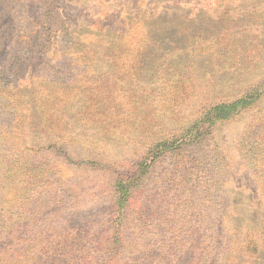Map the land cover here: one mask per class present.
Masks as SVG:
<instances>
[{
  "label": "rangeland",
  "instance_id": "obj_1",
  "mask_svg": "<svg viewBox=\"0 0 264 264\" xmlns=\"http://www.w3.org/2000/svg\"><path fill=\"white\" fill-rule=\"evenodd\" d=\"M1 68L4 96L11 86L27 104L16 120L0 113V157L21 166L0 185V219L27 197L34 223L23 238L65 242L74 230L92 243L81 256L97 263L111 238H124L114 261L124 264L135 248L179 251L171 240L198 238L197 220L208 237L215 218L222 264H264V95L204 140L158 157L209 105L264 88V0H0ZM183 77L195 86L178 100L172 83ZM143 160L149 172L119 211L117 184ZM248 234L260 244L253 255ZM28 244L0 233V264ZM54 256L28 264L67 261ZM191 258L180 264H201Z\"/></svg>",
  "mask_w": 264,
  "mask_h": 264
},
{
  "label": "trees",
  "instance_id": "obj_2",
  "mask_svg": "<svg viewBox=\"0 0 264 264\" xmlns=\"http://www.w3.org/2000/svg\"><path fill=\"white\" fill-rule=\"evenodd\" d=\"M1 70L2 68L0 69V72ZM172 84H174L173 87L175 88L172 94L178 100L187 98L190 95L193 86H195L191 79H187L185 77L177 78V80L173 81ZM7 89H9L12 93H8L7 96H4V94H7L6 84L2 80H0V113L5 116L6 114L14 110L16 120V113L19 112L27 104L24 99L20 100L16 96H23V94L17 92L11 86H8ZM263 95L264 88H259L257 90H252L251 92L233 101H222L209 105L208 108L204 110L200 119L197 120L193 125V127L191 129L189 128L183 131V136L174 134L173 138L163 141V144L160 145L159 148L160 150L158 152V157L160 156L161 151H165L168 149L177 150L175 152L183 150L182 146L178 145V141L184 142L185 139H188V141L192 143L204 140L206 137L213 133L214 126L216 124L235 117L243 110H245L249 105L255 104ZM48 121L52 127L58 126L60 124L57 121V114L55 111L49 113ZM170 141H172L171 144L169 143ZM4 158L5 157H0V170L5 171L6 176L1 175L0 185L7 176H13L14 173L17 172L18 168L21 167L17 161L13 163H10L11 161L4 163ZM148 169L149 166L147 164V160H143L139 163L137 169L133 173H131L130 176L122 178L118 182V191L115 192V198L116 204L119 207V211L125 210L126 212L127 207L130 208L129 202L133 194V188L137 187L141 183L144 175L149 172ZM29 184L30 187L34 185V183L31 181H29ZM15 199L16 196L14 200ZM26 200L27 197L21 199L7 211V213L5 214V220L0 219V233L6 234L7 242L9 243V245H19L24 240L29 243L27 248H29V246L31 245L27 250L28 254H26L25 252L24 254H17V251H14L12 260L14 264H28L39 256H56L57 253L59 256L64 255V258L67 260L65 261V264H114V261L117 260L116 258L119 254V246L124 243V238H116L113 241L111 238L105 249L106 254H104L100 258V262L98 263L96 262V257H94L93 261L91 260L90 262L89 258H91V256H81V253L86 249L88 250V247L92 245V243L87 240L85 235L77 233L74 230L71 231V233L67 232L69 241L66 240L65 242L64 237H61L60 240H57L55 242L54 240L46 238L47 240L42 239V245L40 244L38 246L37 244H33L34 238H23L21 236L22 233L20 230L27 229L28 226L34 223L27 218V216L31 214L30 212H32V210L26 206ZM22 214L23 219H21ZM123 214L124 213H121L119 218L121 224L123 223ZM136 216L138 219H141L143 214L138 212L136 213ZM203 224L204 221L198 222V220L192 223V225L196 226V235L194 236H198V238H194L193 236H191V238L186 237L182 239L171 240L174 245H178L181 247L179 251L173 252L172 249L167 246L168 244H164L163 246L155 247L143 252L135 248L134 251L129 252L130 255H128L127 261L124 264H180V261L182 259H187L189 254L190 256H192L191 260L196 258L201 262V264H222L223 251L226 241L224 232H222V228H220V224L222 223L218 219L211 218L210 221L205 223L207 224V229L210 226V229H208L210 231L208 237H200L199 232L202 231ZM34 228H36V226L32 229ZM151 233L156 237L162 236V230L155 225ZM63 235L64 234H62V236ZM243 242L245 245L246 253H248L249 255H253L258 252L260 244L254 235L248 234L247 238ZM87 244H89V246H87ZM59 252L61 253L59 254ZM53 261L54 264H56V259ZM0 263H3V261H0Z\"/></svg>",
  "mask_w": 264,
  "mask_h": 264
}]
</instances>
